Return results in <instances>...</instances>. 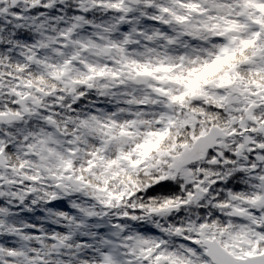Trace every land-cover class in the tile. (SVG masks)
Wrapping results in <instances>:
<instances>
[{
	"label": "snow or ice",
	"instance_id": "6c2138e0",
	"mask_svg": "<svg viewBox=\"0 0 264 264\" xmlns=\"http://www.w3.org/2000/svg\"><path fill=\"white\" fill-rule=\"evenodd\" d=\"M0 264H264V0H0Z\"/></svg>",
	"mask_w": 264,
	"mask_h": 264
}]
</instances>
